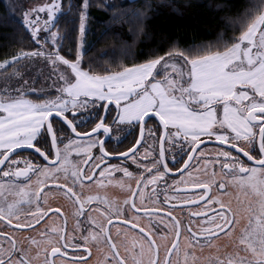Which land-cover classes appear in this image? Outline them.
Segmentation results:
<instances>
[{"label":"snow or ice","instance_id":"obj_1","mask_svg":"<svg viewBox=\"0 0 264 264\" xmlns=\"http://www.w3.org/2000/svg\"><path fill=\"white\" fill-rule=\"evenodd\" d=\"M88 6L89 0H83L78 34L74 39L75 17L66 16L62 0H45L29 8L23 13L22 24L38 47L21 49L0 60V70H3L20 61L31 63L33 58L43 57L59 72L60 82L56 95L43 100L29 98L23 85L16 90H0L7 91V95H0V220L6 222V227L12 226L14 219L21 220L22 209L27 206L34 210L24 212L23 216L31 223L15 225V230L27 231L50 214H59L60 209L42 207V197L43 203H47V183L62 190L70 199L74 198L76 229H80V235L77 237L75 232L69 235L63 227L51 228L47 236L41 233L45 236V264H55V257L61 253L68 257L70 249L85 252L90 258L89 245L93 243L108 246L98 264H128L113 239L114 223H122L130 231L139 230L132 237L130 247L125 249L132 264H175L171 254L174 251L180 254L182 235L185 241L183 264H197L200 259L204 264H264V0L254 3L233 21L239 23V35L229 38L232 43L225 41L222 49H214L211 44H192L186 48L173 44L164 52L153 48L140 62L103 74L82 66L87 51ZM67 11H72L71 5ZM41 14H46V18ZM62 16L65 17L63 29L60 28ZM65 41L75 44L74 59L60 54ZM178 60H182L183 65H178ZM90 103L94 106L102 103L105 112L97 113L93 109L82 115L80 109H87ZM112 104L116 116L106 123ZM156 119L155 127L163 128L158 133L159 154H155L152 145H147L142 154L143 163H140L139 146L145 145V129L149 120ZM91 120H95V124L87 132L77 131L79 125ZM137 127L139 135L131 147L120 153L108 152L106 143H123ZM58 132L69 137L63 147L60 143L65 136H58ZM149 135L154 136L151 131ZM165 142H179L181 155L172 158L173 165L187 152L189 159L184 160L179 169L169 167ZM93 149H98L99 156ZM25 150L31 152L32 158L21 159L16 155L17 151ZM73 152L91 159L74 163ZM204 156L208 157L205 169L208 163L218 165L220 175L215 171L211 178L192 173H188V178L181 175L182 170H187L186 166L190 167L193 157ZM113 157L139 164V174L110 163ZM97 160L99 162L94 163ZM21 163L24 167L19 166ZM83 165L91 167L84 169ZM89 171L99 172V177L86 174ZM117 171L123 173V178L136 181L135 187L131 183L125 185L123 178L115 182L130 193L122 203L99 195L84 196L83 192L74 190L77 185L83 188L84 181L96 180L98 186H102L105 178ZM174 171L181 178L173 180L172 187H166L161 201L160 182L166 181ZM61 173L65 181L62 185L58 182ZM21 178L27 183H20ZM228 185L239 190L235 207L230 201H223L220 195H212L213 189L222 195ZM169 191H197L202 195L193 200L182 195L170 197ZM93 201L106 207L93 209ZM146 201L158 206L148 207ZM205 201V209L190 212L187 222L183 212L174 215L177 207L191 209ZM213 204L217 206L215 210ZM93 211L102 218L97 219ZM141 217L148 219L144 226ZM241 220L245 223L239 235H234ZM158 225L167 229V236L175 234L171 246L165 247L162 259L155 238ZM7 235L0 232V236ZM218 236L233 239L236 250L220 253L222 245L215 243ZM28 239L39 247L35 238ZM204 246L216 247L217 252L204 258L197 256L195 249ZM74 261L83 264L84 257H74ZM0 264H32V260L24 248L17 247L13 238L10 247L0 246Z\"/></svg>","mask_w":264,"mask_h":264},{"label":"trees","instance_id":"obj_2","mask_svg":"<svg viewBox=\"0 0 264 264\" xmlns=\"http://www.w3.org/2000/svg\"><path fill=\"white\" fill-rule=\"evenodd\" d=\"M24 1L0 0V60L21 49L38 47L22 24ZM82 2L83 0H62L66 16L75 17L76 32L73 33V39L78 34ZM258 2L259 0H89V31L85 37L87 51L84 53L82 66L101 74L116 71L122 65L140 62L149 49L159 48L164 52L173 44H178L181 48L192 44H211L214 49H222L225 41L232 43L229 38L239 35V23L234 24L233 21ZM69 5L72 6V11H67ZM64 19V16L60 18L61 29L64 27ZM75 53L74 43L65 41L61 46L60 54L66 58L74 59ZM93 109L102 113V103L95 106L90 103L87 109L81 108L80 112L87 115ZM92 124L93 120L79 127L86 131Z\"/></svg>","mask_w":264,"mask_h":264},{"label":"flooded vegetation","instance_id":"obj_3","mask_svg":"<svg viewBox=\"0 0 264 264\" xmlns=\"http://www.w3.org/2000/svg\"><path fill=\"white\" fill-rule=\"evenodd\" d=\"M102 113H104V108L102 104ZM116 116V108L115 105L112 104L111 106V111L108 113L107 120L105 121L106 123H110L113 119V117ZM69 118H72L71 115ZM99 119V118H97ZM158 123V119L156 120H149L148 121V126L145 129V138L146 142L145 145L139 146V162L143 163V152L144 148L147 145H152L153 150L155 154L158 156L159 154V149H160V140H159V131H163L162 128L157 129L155 125ZM95 124V120H93L92 127ZM85 125V124H84ZM80 126V125H79ZM89 130V129H88ZM82 131L81 127H78L77 131L78 132H87ZM70 132V129L68 130ZM152 132L153 135H149V132ZM58 136L64 135L63 132H58ZM101 136L104 135L103 132L100 133ZM139 135V129L138 127L128 136L126 140H124L123 143L121 144H116L115 141H109L106 143L105 147L107 148L108 152H116L120 153L126 150V148L131 147L132 143H135V138ZM75 135L73 134V137ZM155 137V138H154ZM68 136L66 135L63 141H61L60 146L63 147L64 144L67 143L68 141ZM164 147L168 150L167 151V158L169 163L170 168L174 169H179L181 165L184 163V160L188 159L187 152L185 151L183 153V158L179 159V162L173 165L171 163V160L174 156L179 157L181 155L179 149L180 145L179 142L176 143H167L165 142ZM208 147H212V145H208ZM190 150V149H188ZM93 152L95 155L99 156V151L98 149H93ZM17 156L23 158H32V154L30 151L25 150V151H17L16 153ZM244 158V157H242ZM15 159V157H13ZM71 159L74 163H79L85 159H91V157H88L83 154H77L75 152L72 153ZM246 159V158H244ZM208 161V157L204 156L202 158H197L193 157L190 161V167H186V171L182 170L181 175H183L185 178H188V173H192L193 176H200V177H207L211 178V173L212 171H215L217 175H220V167L218 165H214L212 163H208L207 169H205V164ZM36 160L33 159V163H35ZM99 161H95L94 163H98ZM110 163L112 164H120L122 167H128L130 171L136 173L137 175L139 174L137 169L139 167V164L133 163L132 160H120L117 158H110L109 160ZM20 167H24V164L21 163L19 165ZM90 165H83L84 169H90ZM2 171V169H0ZM175 172V171H174ZM173 172V173H174ZM169 174L167 177V180L164 182H160V191H159V198L162 201L164 199V191L166 187H172V181L173 180H179L181 178L180 175H175V174ZM86 174L88 175H94L96 177H99V172L92 173V172H87ZM123 178V173L122 172H114L112 173L111 176L106 177L104 180V183L102 186H98L96 180H92L91 182L89 181H84V187L81 188L79 185H77L75 191L83 192L84 196L88 195H99L101 197H107L108 200L114 201L115 203L119 204L122 203L127 195H130V193L126 192L124 189L120 187L118 183H115L116 181H120ZM33 182L36 180V176H32ZM124 184L127 185L131 183L133 187H135L136 181L133 179L129 181L127 178H123ZM109 181H113L110 183ZM20 183H27L26 180H23V178L20 179ZM61 185L65 182L63 179V173L60 174V179L58 181ZM203 182V181H201ZM69 186H71V183L69 182ZM176 187L182 188V185H177ZM233 186L228 185L226 190H222L224 195L229 189H231ZM46 189L48 192L47 195V203H43V197H42V207L45 208H51L53 211L56 209H60V213L56 215H49L47 218L43 220V222H40L39 225H33L31 229L27 231H17L15 230V225L17 223H22V222H27L31 223L30 220H27L26 217L23 216L24 212H32L34 209L27 208L25 206L24 209H22V218L21 220H15L13 221V225L10 227H6L5 224L6 222L3 220H0V232L3 233H8L7 236H0V246H3L4 248H8V246H11V241L13 238L15 239L17 243L18 248H24L26 253L28 254L29 258L32 260V264H44V261L46 259V256L44 254V250L46 245H45V236H47L50 232V229L53 227H63L66 229L67 233L69 235H72L75 232V235L79 237L80 235V229H76V223H77V217L74 215L75 207L76 205L73 203V199H70L69 197L65 196L63 194L62 190H57L56 188L52 187L51 185L46 183ZM151 191V189H149ZM168 195L174 196V195H182V196H188L191 197L193 200H195L197 195H202V193L197 192V191H189V192H172L169 191ZM212 195H220L221 199L225 201V198L222 197L221 193H218L215 189L212 191ZM10 199L12 198L11 196L9 197ZM83 198V197H81ZM153 200L155 197L152 198ZM226 202V201H225ZM170 203H177L176 201H170ZM93 209L95 208H105L106 205L101 204L97 201H93ZM146 204L148 207H157L158 205H154L151 203V201H146ZM206 201L205 203H200L198 204L197 207H192L191 209L189 208H184L181 210L179 207H177L174 210V215H181L183 212L184 215V220L187 222V217L190 212H198V211H203L205 209ZM216 205L213 204L212 208L213 210L216 209ZM93 215H96L97 219H101L99 213L93 211ZM155 219V218H153ZM148 223V219L146 217H141V225L144 226ZM120 229L119 234L117 233V229ZM139 230L135 231H130L128 228H125L123 224H113L112 227V236L114 241L119 247L120 253L122 256H125L126 259H128V264H132V260L129 258L128 253L125 251L126 248L130 247L131 245V240L134 235L138 233ZM41 233H44L45 236H42ZM167 235V229L163 225H158L157 229L155 230V238L157 240V243L160 245V257L161 259L164 257L165 253V247L166 246H171L170 241L168 240H163L161 239V236ZM186 235V233L184 234ZM28 238H35L39 242V247L37 245L31 244L30 240ZM175 238V234H173V237ZM10 244V245H9ZM185 241L183 238V235L180 238V245H184ZM90 248V258H88V255L85 252H75L73 250H69V255L68 257H64L62 253L60 255H57L55 257V264H73L75 263L74 257H84V262L83 264H98V261L103 259V252L108 250V246L106 244H100L97 245L95 243L89 245ZM33 249V250H31ZM50 251V247L48 248ZM137 251L139 250L138 248L136 249ZM41 252V255L37 256L36 253ZM175 251L171 254L172 260H175L174 256Z\"/></svg>","mask_w":264,"mask_h":264},{"label":"rangeland","instance_id":"obj_4","mask_svg":"<svg viewBox=\"0 0 264 264\" xmlns=\"http://www.w3.org/2000/svg\"><path fill=\"white\" fill-rule=\"evenodd\" d=\"M4 1L7 2V0ZM44 2L45 0H25L24 1L25 9L23 13L29 8L35 7L36 5ZM41 16L46 18V14H41ZM42 38L43 36H41V39ZM177 64L183 65V61L178 60ZM20 65H23V67H21ZM10 66L9 68L7 67L6 69L0 70V90H8V89L16 90V89H20L21 86L23 85L24 90L33 100H43L46 99L48 96L56 95V88L60 86V82L58 81L59 72L56 71L53 65L50 64L45 58L37 57V58H33L31 63H27L26 61H20L17 65H12L11 67ZM15 72L20 73V75H15L14 74ZM163 75L164 73L161 72L160 76ZM0 95H7V91L0 92ZM238 191L239 190L236 187H232L224 195H222V197L225 198L226 202L230 201L233 207H235L238 202L237 199ZM244 223L245 221L241 220L240 224L236 225L234 235H239L240 228L243 226ZM173 234L172 236L166 235L165 236L166 238L163 240L167 239L169 242L172 239ZM215 243L218 245H222V247L219 248L220 253H223L225 251L236 250V247L233 243V239H229L228 237L218 236ZM224 245H226L227 247H223ZM180 247H181L180 254L177 255L176 252L174 253L175 264H183L184 245H180ZM195 252L197 256L204 258L212 253H216L217 248L208 247V246H204L203 248L197 247L195 249ZM197 264H204V260L203 259L198 260Z\"/></svg>","mask_w":264,"mask_h":264},{"label":"water","instance_id":"obj_5","mask_svg":"<svg viewBox=\"0 0 264 264\" xmlns=\"http://www.w3.org/2000/svg\"><path fill=\"white\" fill-rule=\"evenodd\" d=\"M104 112H105V109H104ZM162 130H163V128H162ZM75 135V134H74ZM216 143H218V142H216ZM189 159V158H188ZM187 167V166H186ZM173 174H175L176 175V173L174 172Z\"/></svg>","mask_w":264,"mask_h":264}]
</instances>
